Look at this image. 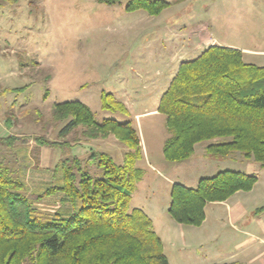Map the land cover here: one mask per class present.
<instances>
[{
  "label": "rangeland",
  "instance_id": "374dc122",
  "mask_svg": "<svg viewBox=\"0 0 264 264\" xmlns=\"http://www.w3.org/2000/svg\"><path fill=\"white\" fill-rule=\"evenodd\" d=\"M127 1L0 0V163L21 178L35 208L48 213L61 196L35 199L59 183L55 168L61 159L75 156L84 166L91 152H103L119 165L127 151L112 135L84 139L82 127L59 139L67 122L53 120L54 105L79 102L97 123L130 122L140 140L142 160L137 166L143 175L129 210L141 209L150 218L169 264H229L232 254L239 255L226 235L209 237L206 229L197 233L196 227L169 217L170 188L179 184L192 189L200 179L221 171L256 177L252 190L239 192L228 205L205 207L208 224L216 214L228 233V206L242 215L234 221L239 226L254 223L256 210L264 207V169L239 152L227 158L208 156L206 147L222 140L196 144L185 162H166L162 143L170 133L156 110L175 76L174 54L195 41L193 35L183 36L184 29L200 25L192 46L197 54L210 46L226 47L241 51L245 63L264 66V0H163L171 5L158 16L128 13ZM102 94L112 95L127 113L102 109ZM1 138H8L11 146ZM37 138L67 144L53 148ZM86 169L93 178L101 177L95 164Z\"/></svg>",
  "mask_w": 264,
  "mask_h": 264
},
{
  "label": "trees",
  "instance_id": "16d2710c",
  "mask_svg": "<svg viewBox=\"0 0 264 264\" xmlns=\"http://www.w3.org/2000/svg\"><path fill=\"white\" fill-rule=\"evenodd\" d=\"M98 2L116 5L120 0ZM170 5L163 0H128L124 10L158 16ZM100 99L102 109L127 113L112 95ZM156 111L170 133L162 146L166 162H185L196 144L222 140L206 147L208 156L227 158L239 152L264 169V66L245 63L241 51L210 46L196 59L182 62ZM52 118L67 122L59 139L82 127L84 139L112 135L127 151L119 165L103 152H91L84 166L75 156L61 159L55 168L59 183L35 199L61 196L48 213L35 208L21 178L0 163V264H169L150 218L141 209L129 210L143 175L137 166L142 160L140 140L130 122L97 123L79 102L54 105ZM1 140L11 146L8 138ZM37 142L53 148L67 144L41 138ZM92 164L101 177L90 176L86 165ZM256 182L252 175L221 171L200 179L192 189L173 184L168 215L179 225L199 227L206 204L249 192Z\"/></svg>",
  "mask_w": 264,
  "mask_h": 264
},
{
  "label": "crops",
  "instance_id": "0c3cea01",
  "mask_svg": "<svg viewBox=\"0 0 264 264\" xmlns=\"http://www.w3.org/2000/svg\"><path fill=\"white\" fill-rule=\"evenodd\" d=\"M198 27H200V25L196 26V28ZM196 28L190 29L189 31H187V29H184L183 36L185 34L188 36L193 35V39H195L196 41V37H195L196 31H194L196 30ZM190 41L188 42L187 47H183L182 48L183 50L181 49L178 53H175L173 56V60L177 61L176 67L173 71V76L175 75L177 68L182 62L194 60L202 53V52L200 53L198 52L197 54V50L194 47H192L195 41L192 43ZM184 43L185 42H182V44ZM166 65H163L164 66L163 69H165V71L168 69ZM161 73L162 72L159 71L157 75L158 74L161 75ZM167 87L168 85L166 86V88ZM161 96H159L158 98L159 100ZM238 193L239 192L235 193L233 196H231L229 199H227L225 202L222 203L228 205V202L232 200V198H234ZM222 203H209L206 204V206L210 204H222ZM256 211L259 214L256 217L257 219L255 220L254 223L252 224L245 223L242 226H239L234 221L240 220L242 215L237 211H233L231 206H228V211H227L228 221H229V227L231 229L230 231H228V233H226L225 232L226 230L223 229L224 222L220 216L216 214L215 215L212 214L211 223L208 224V219L205 214V219L199 227H196L197 230L196 232L199 233L201 231L200 233L204 234V229H206L205 234H208L209 237L211 236L221 237L226 235L227 241L234 243L233 246H235V251H236L235 253H238L239 255V256H235V254H232L230 256L231 258L229 260L230 261L229 264H264V207L259 208ZM180 231L183 234V231L181 229ZM236 257L240 258L239 262L233 261Z\"/></svg>",
  "mask_w": 264,
  "mask_h": 264
}]
</instances>
